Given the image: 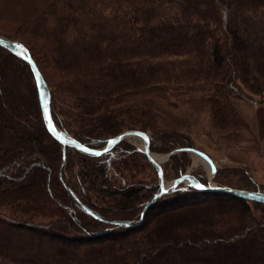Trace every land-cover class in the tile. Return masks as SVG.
Wrapping results in <instances>:
<instances>
[{
	"label": "trees",
	"instance_id": "1",
	"mask_svg": "<svg viewBox=\"0 0 264 264\" xmlns=\"http://www.w3.org/2000/svg\"><path fill=\"white\" fill-rule=\"evenodd\" d=\"M0 20L11 27L0 35L27 41L9 38L29 49L43 74L56 127L88 147L153 128L148 100L170 91H204L195 103L224 128L244 124L233 89L257 94L264 137V0H0ZM66 108L77 122L86 116L84 126L71 128L61 118ZM118 120L127 129L110 134ZM176 131H160L169 152L182 148L174 146L183 137ZM124 140L101 155L64 151L45 123L30 63L0 45V264H264V214L249 199L180 183L146 208L160 174L140 146ZM70 149L100 160L115 178L131 169L119 160L141 153L158 178L145 207L136 203L142 184L133 175L114 193L93 187L97 177L87 164L74 184L93 187L113 207L83 200L62 171L53 175L57 156L67 161ZM177 167L173 180L185 174L186 164ZM162 168L169 178L168 164ZM58 179L64 189L53 186Z\"/></svg>",
	"mask_w": 264,
	"mask_h": 264
},
{
	"label": "rangeland",
	"instance_id": "2",
	"mask_svg": "<svg viewBox=\"0 0 264 264\" xmlns=\"http://www.w3.org/2000/svg\"><path fill=\"white\" fill-rule=\"evenodd\" d=\"M5 25H7V23L0 20L1 33H3L1 28L11 29V27ZM19 34H21V32ZM5 35L9 38L25 40L21 37L22 35ZM47 69V72L51 73V70L49 68ZM233 90L235 92H232L230 99L232 105L237 110L238 116L244 124L241 126L232 124L231 127L228 128L220 127L213 122L211 111L208 106L195 103V100L202 96L204 91L189 94H185L182 91H170L167 94V98L153 95L152 98L148 100V104L154 110V118L152 122L153 128H149L148 131H146L150 135L155 146L151 151L165 156V159L161 164L167 163L170 173L172 174L171 176L169 175V178H164L165 185H169L170 182L173 181L172 178L177 172L176 167L180 164H186L185 173H192L195 175V172H197L203 175L205 179L209 181L206 185H216L217 183L222 182L225 185H231L235 188H260L264 191V137L260 138L258 135L257 108L259 105L256 103L261 97L257 94H252L248 90H244L245 92L243 91L240 95H235L234 93H237V90ZM59 104L65 108L63 104ZM64 111L67 114L61 116V118L69 122V125L73 129L78 130L79 125L82 124V126H84V123L87 122V118L84 115V118H82L80 122H77L73 120L77 117L74 116L72 112L67 111V108ZM72 111L74 112L75 110ZM125 123V121L117 123L115 127L116 129L110 132V134H115L118 131L127 129L128 125ZM165 129L177 130L176 138L183 136L181 141L178 140L174 144L176 147H182L177 148L175 152L172 153L175 154L173 157L178 159L177 162V159H171V154L168 155L170 153L169 147L165 143V137L160 135V131ZM86 130H91V128L86 127ZM88 134L91 133L88 132ZM124 143H127L130 146H140L143 150L145 147V139L140 136L126 137L123 141V144ZM196 152L204 155L213 164L214 170L211 174L209 173L207 166H205L206 164L198 160ZM55 161L57 166L53 175H55L56 172L58 174L62 171L64 178L68 180L70 184L75 186L74 188L79 192L81 198H83V200L90 199V202L93 201L98 207L99 205H104L105 207L113 206L108 203L109 201L105 202V197L96 192L93 187H104L110 192L112 191L115 193L118 190L124 189V187H118V185L121 183L122 185L126 184L125 182L128 180L127 175H133L134 178L130 181L142 184L141 187H136L134 197L137 205L144 208L146 199L148 200L149 193H151L152 190L149 187L156 184L158 181V178L152 170L154 169L153 165L139 152H134L128 156V158H123L117 162L116 165L118 166L125 167L129 164L131 167L130 170L126 171L124 168H121L124 170L125 176L121 175L117 178L111 176V174L109 176L105 175V168L100 160L95 158L92 159L90 156L83 157L81 153L76 152L74 149H70L68 152L67 161L61 160L59 156H57ZM86 164L91 166L92 173L97 177L93 178V187H91V190L89 191L84 190V187H78L74 184L76 178L82 176L79 169L83 165L86 166ZM218 167L219 171L215 175ZM59 179L58 182H56V185L53 184V186L59 187L58 189H64V186ZM110 185L113 187H110ZM155 189L156 188L154 187L153 190ZM145 191H148V195H145ZM64 197H68V195H65ZM163 198H168V196L164 194L159 199L161 200ZM248 202L252 206L255 214H264V203L250 199ZM102 211L106 214L110 212L105 209ZM78 217L79 221L82 222L79 214ZM85 218L89 219L88 217Z\"/></svg>",
	"mask_w": 264,
	"mask_h": 264
},
{
	"label": "water",
	"instance_id": "3",
	"mask_svg": "<svg viewBox=\"0 0 264 264\" xmlns=\"http://www.w3.org/2000/svg\"><path fill=\"white\" fill-rule=\"evenodd\" d=\"M0 45L9 49L11 52L15 53L16 55L26 59L34 72L37 86L40 93L41 98V105H42V111L45 123L49 129V131L52 133V135L63 144L64 151L67 149L68 146L79 149L82 152L95 154V155H101L107 153L109 150H111L116 143H118L120 140L125 139L129 136H140L143 139H145V147L144 152L147 154L149 159L156 165L159 174H160V190L154 194L149 201L146 204V208L150 207L156 200H158L162 195L172 192L176 189V187L180 183H187L188 186H193L194 188H197L199 190L203 191H216V192H222V193H230L233 195H237L240 197H245L250 200L254 201H263L264 202V191H251L246 189H240L235 188L231 186H220L215 184H209L206 185L202 183L194 174L192 173H185L181 177L173 180L170 182L169 185H165L164 183V172L162 168V161L157 162L154 160L151 156L152 151L150 149V135L139 129H131L127 130L123 133H120L115 138H111L107 144L102 148H91L87 145L83 144L80 141H77L76 139L70 137L67 132L61 131L59 128L56 127L53 117H52V101H51V92L50 88L41 73L37 63L33 59L29 49L22 43L18 41L11 40L5 36L0 35ZM170 152L168 155L174 153Z\"/></svg>",
	"mask_w": 264,
	"mask_h": 264
},
{
	"label": "bare ground",
	"instance_id": "4",
	"mask_svg": "<svg viewBox=\"0 0 264 264\" xmlns=\"http://www.w3.org/2000/svg\"><path fill=\"white\" fill-rule=\"evenodd\" d=\"M196 154L198 155L197 158L200 162H204L209 170V173L211 174L214 170V166L213 164L204 156L202 155L201 153H198L196 152ZM152 158L154 160H156L157 162H160V161H163L165 159V156L161 155V154H158V153H153L151 154Z\"/></svg>",
	"mask_w": 264,
	"mask_h": 264
}]
</instances>
